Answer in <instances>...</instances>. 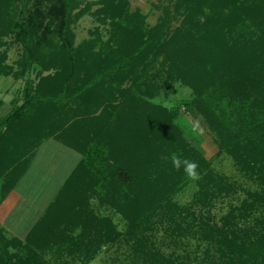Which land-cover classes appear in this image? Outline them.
<instances>
[{
  "label": "trees",
  "instance_id": "obj_1",
  "mask_svg": "<svg viewBox=\"0 0 264 264\" xmlns=\"http://www.w3.org/2000/svg\"><path fill=\"white\" fill-rule=\"evenodd\" d=\"M157 7L163 13L150 26L131 0H0L1 44L13 37L22 47L18 72L0 51V75L26 77L23 103L0 117L1 197L28 173L47 138L83 154L26 242L0 227V264H50L42 253L53 242L80 248L86 239L91 251L118 239L115 223L92 213L91 195L135 231L191 181L164 159L172 153L199 164L209 196L215 157L188 141L176 123L180 108L155 100L173 80L193 89L186 105L216 130L222 150L256 175L262 190L253 203L264 207V0H170ZM89 12L110 26L108 38L76 46L74 25ZM233 218L226 216V225ZM75 221L84 238L68 232ZM260 225L241 237L225 225L208 224L205 232L230 264H264V218Z\"/></svg>",
  "mask_w": 264,
  "mask_h": 264
},
{
  "label": "rangeland",
  "instance_id": "obj_2",
  "mask_svg": "<svg viewBox=\"0 0 264 264\" xmlns=\"http://www.w3.org/2000/svg\"><path fill=\"white\" fill-rule=\"evenodd\" d=\"M169 3L170 0H131L132 10H140L146 15L150 26L156 25L163 13L157 6H166ZM96 9L95 7L94 10ZM109 28V25L103 24L89 12L74 25L75 45L79 46L85 41L96 39L99 35L106 40ZM14 40L13 37L5 38L4 45L0 41V51L8 53L6 64L12 66L14 72H18L21 70L18 60L21 58L22 47ZM32 76L33 78L36 76L35 71ZM25 82L26 77H18L15 74L0 75V117L7 116L15 105L23 103L20 95ZM171 84L172 88L167 91L168 94L162 91L155 100L172 109L180 108L176 123L188 141L207 159L215 157L210 167L215 182L208 191L209 196L203 194V189H208L203 188L199 180L190 181L176 191L171 200L165 202L161 211L131 232L129 221L123 215L111 205L103 203L97 195H91L89 208L92 213L99 218L112 220L121 236L114 241L101 242L99 247L92 248L91 251L85 245L86 239L80 248H77V242L72 240L67 242L65 249L58 247L57 242H53L51 250L47 249L42 253L46 255L48 263L230 264L228 258L221 256L223 246L206 236L208 224L218 227L225 225L227 230H235L239 237L245 231L261 227L264 207L253 203L252 196L256 192H261V182L256 175L252 178L251 173L244 171L235 156L222 150L216 130L206 119L188 109L186 101L192 99L193 89L178 80H173ZM102 110L103 108L98 110L95 115L99 116ZM82 158L83 154L80 151L56 136L47 138L38 146L30 170L18 186L17 190L21 194L18 197L19 202L11 209L12 214L7 221L0 222V227H3L9 238H18L26 242L29 234L26 231L30 232L43 218L48 206L57 199L67 182L64 180L70 169L74 165L77 167ZM61 182L64 184L60 187ZM2 185L4 181L0 182L2 199L0 207L11 195L10 192L5 199L1 197ZM221 188H225L222 194L215 196ZM233 215L236 218H233L230 225H226L224 218ZM77 223V221L69 223L68 232L73 229L75 231L71 233L72 235L84 238L82 224ZM9 224L18 230L17 235L9 232L6 227Z\"/></svg>",
  "mask_w": 264,
  "mask_h": 264
},
{
  "label": "clouds",
  "instance_id": "obj_3",
  "mask_svg": "<svg viewBox=\"0 0 264 264\" xmlns=\"http://www.w3.org/2000/svg\"><path fill=\"white\" fill-rule=\"evenodd\" d=\"M164 159H170L172 166L176 171L183 169L185 176L189 180L198 181L201 179V174L198 171L199 164L196 161H192L176 153H172L169 157H164Z\"/></svg>",
  "mask_w": 264,
  "mask_h": 264
},
{
  "label": "crops",
  "instance_id": "obj_4",
  "mask_svg": "<svg viewBox=\"0 0 264 264\" xmlns=\"http://www.w3.org/2000/svg\"><path fill=\"white\" fill-rule=\"evenodd\" d=\"M72 167H73V168L70 169V172H69L67 178L64 180V182H66V181L68 180V178H69L70 175H71L70 173L73 172V169H75L76 166L74 165V166H72ZM64 182L59 183L60 187H61L62 184H64ZM19 184H20V182L18 183L17 187H16L13 191H11V193H10L11 195L8 197V200H6V201L1 205V207H0V222H1V221H7V219L9 218V215L12 214V210H11V209L14 208V206H16L17 202H19V201H18V197L21 196V194H20L19 191L17 190ZM58 191H60V189H59ZM56 195H57V193H56ZM56 195H55V196H56ZM48 203H50V201H49ZM48 203H47V204H48ZM10 210H11V211H10ZM11 226H12V227H11ZM6 227H7V229L9 230L10 233H14V234H16V235L18 234V230L15 229L14 225L9 224V225H6ZM29 230H30V229H29ZM26 232H27V234L29 233L28 230H27ZM27 234H26V235H27ZM19 237H20V236H19Z\"/></svg>",
  "mask_w": 264,
  "mask_h": 264
}]
</instances>
